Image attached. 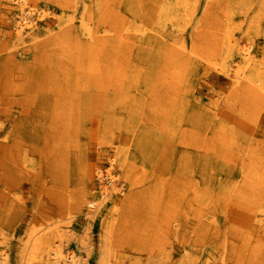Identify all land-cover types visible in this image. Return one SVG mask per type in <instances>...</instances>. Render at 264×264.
Here are the masks:
<instances>
[{
	"label": "rangeland",
	"instance_id": "obj_1",
	"mask_svg": "<svg viewBox=\"0 0 264 264\" xmlns=\"http://www.w3.org/2000/svg\"><path fill=\"white\" fill-rule=\"evenodd\" d=\"M70 256L264 264V0H0V264Z\"/></svg>",
	"mask_w": 264,
	"mask_h": 264
},
{
	"label": "bare ground",
	"instance_id": "obj_2",
	"mask_svg": "<svg viewBox=\"0 0 264 264\" xmlns=\"http://www.w3.org/2000/svg\"><path fill=\"white\" fill-rule=\"evenodd\" d=\"M33 19V18H32ZM37 19V18H36ZM22 21L28 26V25H30L29 23V18L27 17V16H24L23 17V19H22ZM37 22V21H36ZM35 22V23H36ZM22 23V22H21ZM34 23V22H33ZM32 23V24H33ZM36 25V24H35ZM25 28V27H24ZM34 30V29H33ZM21 31V30H20ZM17 33V32H16ZM89 34H91V33H89ZM90 36V35H89ZM92 37V36H91ZM100 40V39H99ZM96 41V40H95ZM96 44V43H95ZM94 46V45H93ZM93 46H92V48H93ZM97 47V46H96ZM95 48V47H94ZM100 48V47H99ZM244 52H246L245 53V55L246 56H250L251 54H250V51L249 50H245ZM251 58V57H250ZM248 59V58H247ZM241 75H243L244 76V74L243 73H241ZM240 75V76H241ZM100 178L101 179H103V175H101L100 176ZM108 184H110V185H113V187H114V178L112 177V175H110V177H108ZM109 187V186H108ZM104 189H103V193H106L107 191H109L110 189L109 188H107V187H103ZM39 241V243H40V240H38ZM39 243L36 241L35 242V244H34V246H33V250H34V253L36 252H38V248H39ZM41 245V244H40ZM41 248V247H40ZM51 252V251H50ZM39 253V252H38ZM37 253V254H38ZM36 255V254H35ZM49 255H50V253H49ZM52 256H54L55 257V259H58L57 261H59L61 258H62V256H63V254H62V252H60V250H54L53 252H52V254H51ZM68 258V257H67ZM69 259H70V261H72V264L74 263H76V261H75V259H74V257L73 256H70L69 257ZM63 260V259H62ZM78 262V261H77ZM99 264H102V261H100V263Z\"/></svg>",
	"mask_w": 264,
	"mask_h": 264
}]
</instances>
